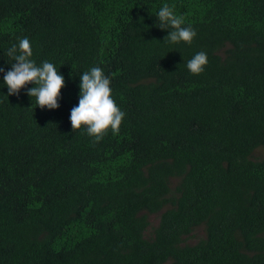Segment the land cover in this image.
I'll return each mask as SVG.
<instances>
[{
  "label": "trees",
  "instance_id": "obj_1",
  "mask_svg": "<svg viewBox=\"0 0 264 264\" xmlns=\"http://www.w3.org/2000/svg\"><path fill=\"white\" fill-rule=\"evenodd\" d=\"M25 36L65 85L41 108L0 72V264H264V0H0V67ZM93 66L126 113L98 142L69 120Z\"/></svg>",
  "mask_w": 264,
  "mask_h": 264
},
{
  "label": "clouds",
  "instance_id": "obj_2",
  "mask_svg": "<svg viewBox=\"0 0 264 264\" xmlns=\"http://www.w3.org/2000/svg\"><path fill=\"white\" fill-rule=\"evenodd\" d=\"M157 26L168 30L163 42L177 45L181 42L191 43L197 35L191 25H186L184 17L177 15L169 4L165 3L155 13ZM6 55L11 58L10 69L0 67L3 73V86H7V97L19 95L27 87V95L35 98L36 106L55 109L59 107L61 88L65 79L56 65L48 60L39 64L32 59L30 40L25 36L11 44ZM207 53L196 52L186 62L192 74H200L207 64ZM79 100L70 111L69 120L73 131L84 129L95 142L111 130L113 134L120 131L126 113L116 104L112 96L111 79L99 66H93L79 73Z\"/></svg>",
  "mask_w": 264,
  "mask_h": 264
},
{
  "label": "rangeland",
  "instance_id": "obj_3",
  "mask_svg": "<svg viewBox=\"0 0 264 264\" xmlns=\"http://www.w3.org/2000/svg\"><path fill=\"white\" fill-rule=\"evenodd\" d=\"M254 159H261L264 157V148H258L254 152ZM159 215H150L149 221L151 223L150 228L148 229L146 235L150 236L152 234L153 228L158 224L159 222ZM205 237V230L204 227L198 228L190 237H187V243L194 244L198 242L200 239Z\"/></svg>",
  "mask_w": 264,
  "mask_h": 264
}]
</instances>
